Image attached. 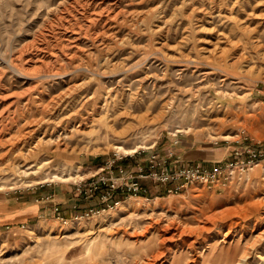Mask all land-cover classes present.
<instances>
[{
  "label": "rangeland",
  "instance_id": "1",
  "mask_svg": "<svg viewBox=\"0 0 264 264\" xmlns=\"http://www.w3.org/2000/svg\"><path fill=\"white\" fill-rule=\"evenodd\" d=\"M251 145L264 149V0H0V194L62 197L114 160L205 147L181 163L210 164ZM259 163L221 191H77L94 213L0 229V264H132L164 232L154 264H264Z\"/></svg>",
  "mask_w": 264,
  "mask_h": 264
},
{
  "label": "built area",
  "instance_id": "2",
  "mask_svg": "<svg viewBox=\"0 0 264 264\" xmlns=\"http://www.w3.org/2000/svg\"><path fill=\"white\" fill-rule=\"evenodd\" d=\"M172 154H159L152 151L146 158L144 167L135 164L136 168H123L118 165L109 170V174L98 175L92 178L90 182L78 184L76 189L84 197L96 194L101 202L108 199L113 203H118V199H113L114 193L121 189L122 193L140 189L138 178H150L154 182L169 185L165 190L168 192H178L188 184L196 183L212 191H221L233 181L240 182L244 180L250 170L259 162L264 161V149L257 148L254 145L245 147L242 151H235L232 159L216 160L210 164L202 162L181 163L179 160H173ZM112 166V164H111ZM110 168V166H109ZM115 169V172H114ZM125 180V182H123ZM113 199V200H112ZM110 205V204H107ZM58 203L54 204L53 210L57 212ZM93 207L72 217L78 219L84 215L94 213ZM56 217L64 220L65 217L56 214ZM24 226V224H22Z\"/></svg>",
  "mask_w": 264,
  "mask_h": 264
},
{
  "label": "crops",
  "instance_id": "3",
  "mask_svg": "<svg viewBox=\"0 0 264 264\" xmlns=\"http://www.w3.org/2000/svg\"><path fill=\"white\" fill-rule=\"evenodd\" d=\"M171 151V150H170ZM172 152V151H171ZM173 158L178 160H193L205 159L212 157L211 150L205 147L189 149L181 155L177 151H173ZM177 156V157H176ZM97 172V171H96ZM169 185H166V189ZM39 188L18 191L14 194H0V229L11 231L13 227L27 222L35 221L39 217L47 215L59 214L63 217H68L74 214H79L84 211L85 202H82L81 196L77 191L62 187L64 194L62 197H57L54 193H48L45 188ZM58 203V211L54 212V204ZM12 227V228H11Z\"/></svg>",
  "mask_w": 264,
  "mask_h": 264
},
{
  "label": "bare ground",
  "instance_id": "4",
  "mask_svg": "<svg viewBox=\"0 0 264 264\" xmlns=\"http://www.w3.org/2000/svg\"><path fill=\"white\" fill-rule=\"evenodd\" d=\"M80 124V123H79ZM118 148H122L121 146H117ZM123 151H125V153H128L124 148H122ZM136 149H132L130 152H135ZM260 163H257L255 166L258 167ZM53 177L58 178L60 181H66L68 178H63L62 176L58 175V174H54ZM69 177H74L73 175L69 176ZM167 229V228H165ZM148 231V230H147ZM164 231V230H163ZM226 232V231H225ZM153 236V235H152ZM226 236V235H225ZM161 237V238H160ZM159 239L160 241L156 242V247L152 248V250H150L149 252L145 253L144 255H140L138 256V259L133 262L132 264H154L156 261H159L160 259L164 258L166 255L165 252V242L166 240H171L173 239L175 236L174 234L171 235H167L162 233V236H160ZM155 238V236H154ZM158 239V238H157ZM148 240V239H147ZM148 243L145 244V246H147ZM253 245V244H252ZM142 247V246H141ZM245 247V246H244ZM248 249V248H247ZM196 250V249H195ZM200 253V252H199ZM247 256V252H245L243 255L240 256V258L238 259V263L243 262L245 260ZM219 260L220 258L217 257ZM166 259V258H165ZM219 260H215V261H219ZM227 260H229L227 258ZM226 260V261H227ZM197 258L194 257L192 258L191 262L192 263H196ZM237 261V260H236ZM222 262V261H221ZM228 262V261H227ZM235 262V261H234ZM219 264V263H218Z\"/></svg>",
  "mask_w": 264,
  "mask_h": 264
},
{
  "label": "trees",
  "instance_id": "5",
  "mask_svg": "<svg viewBox=\"0 0 264 264\" xmlns=\"http://www.w3.org/2000/svg\"><path fill=\"white\" fill-rule=\"evenodd\" d=\"M126 161L127 160H124V159H120V160H114L113 161V167H117L118 165H121V166H123L124 168H127V164H126ZM142 188H144L143 186H142ZM165 192H166V190L165 189H162L161 191H159V193L158 194H156V195H158V196H160V195H164L165 194ZM127 193H132V191H127L126 192V190H125V193H124V195L125 194H127ZM144 193H146V191H139V194H141V195H144ZM119 196H121V192H117L116 194H115V196L114 197H112L113 199H118L119 198ZM120 199V198H119ZM118 199V200H119Z\"/></svg>",
  "mask_w": 264,
  "mask_h": 264
}]
</instances>
